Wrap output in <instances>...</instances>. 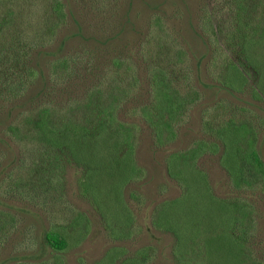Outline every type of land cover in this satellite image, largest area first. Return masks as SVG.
Masks as SVG:
<instances>
[{
    "label": "trees",
    "instance_id": "obj_1",
    "mask_svg": "<svg viewBox=\"0 0 264 264\" xmlns=\"http://www.w3.org/2000/svg\"><path fill=\"white\" fill-rule=\"evenodd\" d=\"M4 1L0 0V4ZM120 1L100 0L97 9L100 11L107 8V13H110ZM220 1L222 3L216 10L222 9L225 16L221 14L217 18L218 11L211 12L219 24L215 28L209 26L210 33L215 38L217 34H222L220 23L230 29V32L233 29L227 35L229 43L238 47V57H242L256 73L252 89L256 92L254 94L264 97V0ZM12 2L16 4L0 12V111L4 110L5 119L9 120L14 110L19 111L14 118L2 125V133L18 144L22 142L32 146L26 147L24 152L29 150L31 171L28 173H32L35 194L61 188L69 166L78 175L79 191L88 196L102 212L106 227L107 221L115 222L113 225L118 229H110L113 237L118 238L120 234L128 237L130 231L124 233V229L130 227L133 215L124 195L127 186L141 176L136 156L140 134L136 125L127 124L120 119V112L122 102L128 98L129 93L137 90L139 84L140 78L132 73L133 58L137 52L146 66L149 94L146 101L131 110L130 114L145 123L155 150L175 138V127L185 119L187 112L200 97L198 93L195 98L191 97V87L184 91L178 83V80L182 81L179 72L185 70L188 73L185 53L166 26L167 30L165 29L160 18L152 15L153 25L148 37L139 42L134 52L128 49V58L132 60L128 59L127 65H124L126 67L120 68V71L110 68L111 75L114 76L111 81H125L119 90L111 89L116 90L110 93L114 98L110 96L106 100L103 90L90 89L81 100L73 99L77 111L69 103L70 99L66 103L69 105L67 107L46 103L21 109L22 105L18 101L10 100L17 97L19 99L25 89L34 84L36 78L42 79L40 69H35L28 61L33 49L38 50L37 45L50 46L58 29L64 26L66 5L62 0H11ZM62 44H59L57 51L44 52L55 56L50 63L49 79L55 81L51 86H61L74 72V65L80 61L78 52L58 57ZM112 58L113 66L123 63L121 59ZM138 69L135 64L134 70ZM216 74L224 88L232 91L245 88V73L238 68L231 56L225 55L219 64V74ZM42 86L44 83L41 82ZM211 112H206L204 127L212 139L197 140L187 149L170 152L165 159L166 175L178 186L181 195L174 199L157 200L146 206L148 221L143 223L145 233L151 237L152 231L149 228L155 227L172 236V264H205L204 256L208 254L210 244L220 240V234L227 246L232 243L237 247L238 259H241L239 264H244L243 245L255 234L254 208L245 203L241 205L235 199L226 200L213 194L208 173L198 167L203 156L217 157L234 189H259L263 194L260 196L264 199V136L259 139L258 130L247 118L237 121L236 116L231 114L228 119L221 121L219 115ZM0 141H5L1 139V135ZM20 160L22 159L18 161ZM28 161L23 165H27ZM17 171L10 169L5 176L13 177ZM103 183L105 187L114 186L118 194L122 195V205L127 211L123 217L125 221L122 222L119 218L111 220V211L108 220L106 210H101L95 202L93 193ZM192 192L196 195H190ZM186 201H191V204ZM201 202L209 203L207 210L203 209ZM68 221L46 233V244L53 251H65L69 246L68 239L72 241L73 247L86 240L88 223L84 216L77 214ZM13 226V217L0 212V241L5 239ZM126 251L123 247L112 246L100 263L117 264V259ZM152 252L151 247L137 249L118 264H148ZM61 261L59 258L54 259L53 264H64ZM253 261L254 264H261L255 258Z\"/></svg>",
    "mask_w": 264,
    "mask_h": 264
},
{
    "label": "rangeland",
    "instance_id": "obj_2",
    "mask_svg": "<svg viewBox=\"0 0 264 264\" xmlns=\"http://www.w3.org/2000/svg\"><path fill=\"white\" fill-rule=\"evenodd\" d=\"M62 1L66 5L64 26L58 29L50 46L37 45L38 50L33 49L31 59L28 61L29 65L40 69L42 79L36 78L34 84L28 86L19 99L12 98L10 102L18 101L22 105L21 109L46 103L67 107L69 99V103L74 105L73 99L81 100L90 89L103 90L107 100L111 96L110 93L116 91L111 89L119 90L122 83H125L124 80L121 83L111 81L114 76L111 75L110 68L114 67L120 71V68L126 67L124 65H127L128 59L132 60L128 58V49L134 52L139 42L148 37L153 25L152 15L160 18V22L180 43L185 53L188 73L185 70L179 72L182 81H186L182 83L178 80L181 90L185 91L191 87V97L195 98L197 93L200 97L187 112L185 119L175 127V138L162 148L153 150L145 123L139 117L130 114L131 110L146 101L149 94L148 72L135 52L132 73L140 78L139 84L137 90L129 93L128 98L122 102L120 119L138 128L140 135L136 156L141 176L127 186L124 195L133 220L130 227L124 229V233L130 231V235L122 239L112 235L110 229L113 227L114 231L118 229L113 225L115 222L107 221L106 227L102 212L88 196L81 194L78 188V175L69 166L61 188H52L49 192L35 194L36 190L33 188L35 182L33 184L31 179L32 173L31 175L28 173L31 171L28 161L29 150L24 152L26 147L32 146L22 142L18 144L10 137L4 136L1 128L4 123L15 117L19 109L12 112L10 120L5 119V112L1 110L0 135L5 141H0V212L11 215L14 226L5 239L0 241V264H53L54 259L58 258L64 264H99L112 246L125 248L128 256L134 254L137 249L151 247L153 252L148 264H172L170 238L163 237L161 241L153 242L143 228V223L148 221L146 206L149 203L161 199H174L182 193L167 177L165 159L170 152L187 149L197 140L212 139L204 127L208 110L219 115L221 121L228 119L231 114L236 116L237 121L242 118L251 120L261 139L264 136V97L255 95L256 92L252 90L256 73L242 57H238L240 54L238 47H233L229 43L227 35L233 32V29L230 32V29L221 26L220 23L223 33L217 34L216 38L210 33L209 26L215 28L219 24L217 18L221 14L225 16L222 9L216 10L220 0H121L117 8L110 13H107V8L100 11L97 9L100 0ZM13 4L16 3L5 0L0 4V12ZM212 11H218L217 18L211 14ZM61 42L62 48L57 56H68L78 52L80 61L74 65V72L63 80L61 86H51L55 81L49 79L50 63L55 56L49 55L50 53L46 55L44 52L57 51ZM225 55L231 56L238 68L245 73L247 81L241 91L224 88L217 78L219 64ZM112 57L121 59L123 63L113 66ZM135 64L139 67L138 71L134 70ZM41 82L44 83L42 87ZM73 107L75 108V105ZM19 159L22 160L18 161ZM25 161H28L27 165H23ZM198 167L208 173L209 183L216 197L235 199L241 205L245 203L254 208L256 230L250 241L243 245L244 264H254V258L257 263L264 264V199L260 196L263 195L261 191L234 189L216 156H203ZM10 169L13 172L18 170V173L13 177L5 176ZM37 190L39 191V187ZM118 193L114 186L105 187L103 183L93 195L101 210H106L108 220L111 211V220L119 218L123 222L127 211L122 205L124 202L122 195ZM190 195L196 193L192 192ZM186 203L191 204V201ZM201 205L207 210L209 203L201 202ZM77 214H82L88 223L86 240L73 247L72 241L68 239V248L60 253L50 249L45 241L46 233L58 225L63 226ZM138 229L143 230V233ZM228 245L222 241L220 234V240L210 244L204 261L207 264H239L241 259H238L237 247L232 243Z\"/></svg>",
    "mask_w": 264,
    "mask_h": 264
},
{
    "label": "crops",
    "instance_id": "obj_3",
    "mask_svg": "<svg viewBox=\"0 0 264 264\" xmlns=\"http://www.w3.org/2000/svg\"><path fill=\"white\" fill-rule=\"evenodd\" d=\"M143 228H145V226H143ZM142 229V228H141ZM149 230H151L152 231V236L150 237L149 235H147V237L149 238V239H152L153 240V242H159V241H161L162 240V238L163 237H168V238H170L169 239V241L171 242H169V244L171 245V247H172V245H173V238H172V236L169 234V233H165V232H161L159 229H157V228H155V227H151V228H149ZM141 231V230H140ZM146 231V230H145ZM142 233H143V230H142ZM162 236V237H161ZM122 239V238H125V237H122V235L120 234L119 235V237H118V239ZM120 247V246H119ZM125 256H128V253H127V251H126V253L123 255V256H121L119 259H117V261H116V263H119L120 261H121V259H123ZM130 256H131V254H130Z\"/></svg>",
    "mask_w": 264,
    "mask_h": 264
}]
</instances>
